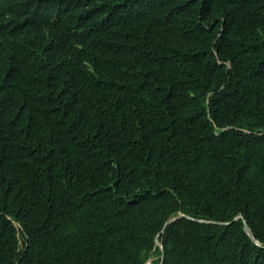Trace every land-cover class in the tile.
Listing matches in <instances>:
<instances>
[{"label":"trees","instance_id":"16d2710c","mask_svg":"<svg viewBox=\"0 0 264 264\" xmlns=\"http://www.w3.org/2000/svg\"><path fill=\"white\" fill-rule=\"evenodd\" d=\"M156 240L264 264V0H0V264Z\"/></svg>","mask_w":264,"mask_h":264},{"label":"water","instance_id":"95a60500","mask_svg":"<svg viewBox=\"0 0 264 264\" xmlns=\"http://www.w3.org/2000/svg\"><path fill=\"white\" fill-rule=\"evenodd\" d=\"M180 216L183 217L184 215H180ZM177 218H178V217H173V218L169 219V220L165 223L164 227L162 228V231H164L165 227H166L167 225H169L170 223L174 222ZM187 218L191 219L190 217H187ZM238 218H239V217H238ZM199 222H202V223H215V222H212V221H203V220H199ZM218 224H228V223H218ZM244 231H245V233H246L248 236L251 237V233H250V231H249V229H248V227H247V225H246L245 222H244ZM251 239L253 240L252 237H251ZM253 241H254L255 244L258 245V242H257L256 240H253ZM155 244L158 245L159 248H160V251H161L160 264H162L163 259H164V250H163V248H162V245H161L157 240L155 241ZM147 264H149V262H148Z\"/></svg>","mask_w":264,"mask_h":264},{"label":"clouds","instance_id":"9594fccd","mask_svg":"<svg viewBox=\"0 0 264 264\" xmlns=\"http://www.w3.org/2000/svg\"><path fill=\"white\" fill-rule=\"evenodd\" d=\"M158 241V240H157ZM160 243V242H159ZM161 244V243H160ZM158 246V245H157ZM159 247V246H158ZM149 264H150V262H149Z\"/></svg>","mask_w":264,"mask_h":264}]
</instances>
